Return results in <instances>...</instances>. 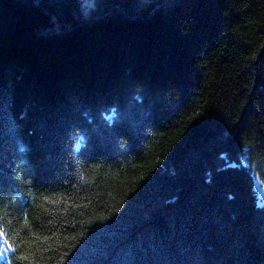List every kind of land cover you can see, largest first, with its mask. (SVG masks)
<instances>
[{"label": "trees", "instance_id": "trees-1", "mask_svg": "<svg viewBox=\"0 0 264 264\" xmlns=\"http://www.w3.org/2000/svg\"><path fill=\"white\" fill-rule=\"evenodd\" d=\"M264 0H0V264H264Z\"/></svg>", "mask_w": 264, "mask_h": 264}, {"label": "rangeland", "instance_id": "rangeland-1", "mask_svg": "<svg viewBox=\"0 0 264 264\" xmlns=\"http://www.w3.org/2000/svg\"><path fill=\"white\" fill-rule=\"evenodd\" d=\"M96 3V0H82V5L85 8V11H90L91 9L94 8ZM255 188L258 193V197L260 199L261 203H264V186L259 182V180L256 178L255 179ZM5 247L1 246L0 247V260L5 258Z\"/></svg>", "mask_w": 264, "mask_h": 264}]
</instances>
